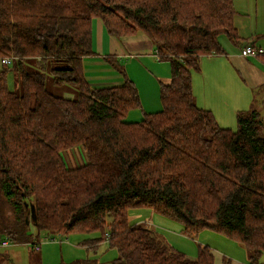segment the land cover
<instances>
[{
  "label": "trees",
  "instance_id": "16d2710c",
  "mask_svg": "<svg viewBox=\"0 0 264 264\" xmlns=\"http://www.w3.org/2000/svg\"><path fill=\"white\" fill-rule=\"evenodd\" d=\"M236 14L234 0H0V62L12 57L0 70V243L99 232L96 242L118 252L113 264H215L209 245L193 258L153 225L131 223V210L149 208L186 236L221 233L247 248V264H264V119L252 108L237 112L236 129L222 127L192 85L203 56L226 52L221 35L240 42ZM96 19L115 38L146 34L170 62L161 110L126 119L142 102L113 55L104 59L124 84L91 85L84 59L96 54ZM47 71L78 98L51 93Z\"/></svg>",
  "mask_w": 264,
  "mask_h": 264
},
{
  "label": "crops",
  "instance_id": "0c3cea01",
  "mask_svg": "<svg viewBox=\"0 0 264 264\" xmlns=\"http://www.w3.org/2000/svg\"><path fill=\"white\" fill-rule=\"evenodd\" d=\"M250 3L249 0L248 8ZM234 4L237 10L236 16H240L237 7L238 0H234ZM97 20L98 22L93 21V47L95 50L96 45L100 46V51L96 52L95 50V55L84 59L85 74L91 85L105 87L124 84L126 78L116 81L118 76L99 73L95 77L91 74L92 70L101 72L108 69L100 67L106 66L105 56L113 55L122 62L124 57L131 58L139 55L147 61L148 70L152 73L153 81L149 79L148 82L154 85V96L143 99L138 84L131 79L127 68L125 69L126 77L135 83L144 112H146V104L152 105V107L159 106L161 104L160 87L162 83H168L171 80V69L167 71V68H163L161 64L151 61L149 58L150 55L156 57L152 40L144 33H139L132 38H115L107 33L103 22L100 19ZM235 23L237 24L236 18ZM262 30L264 29L254 27L251 36L245 41L242 49L247 45L264 49L262 44L256 43V40L259 39L258 32H262ZM242 49L241 51L233 49L223 53L205 55L200 60V69L192 74V85L197 105L212 111L222 127L232 129L236 124L237 112L252 108L259 111L260 107L254 101L253 96L255 88L263 87L261 93L264 95V64L260 59H257L258 57L243 55ZM106 51L108 53L103 54ZM98 79L101 80L97 81ZM32 231L34 234L36 233L34 229ZM99 237L100 233L94 232L68 236L54 235L50 238L41 236L39 239H34V244H31L32 242H10L9 246L12 245L10 250L3 249L9 246H0V264H60L61 262L86 258L95 260L96 264H113V260L117 258V250L110 247L107 241L96 242ZM38 243L40 244L39 250L34 247ZM112 251L115 252L114 255H111L110 252ZM24 254H26V260L21 263L19 256H24Z\"/></svg>",
  "mask_w": 264,
  "mask_h": 264
},
{
  "label": "rangeland",
  "instance_id": "374dc122",
  "mask_svg": "<svg viewBox=\"0 0 264 264\" xmlns=\"http://www.w3.org/2000/svg\"><path fill=\"white\" fill-rule=\"evenodd\" d=\"M249 0H238V9L240 11V16H236V26L238 27L239 32V40L240 42L235 43L230 42L225 34L220 36V42L225 47L226 51H231L235 49L236 51H241L242 47L245 45V41L252 34L251 31L254 30V27H258L259 29H264V0H250V5L248 8ZM98 22V20H95ZM146 35V34H145ZM135 36V35H133ZM133 36H124L122 38H132ZM245 38V39H244ZM258 38L263 40H256V43L262 44L264 46V30L262 32H258ZM150 39V38H149ZM151 40V39H150ZM259 40V42H257ZM238 44V45H236ZM96 52L100 51V46L96 45ZM108 51L103 52V54H107ZM149 57L151 61L158 62L164 68H167V71L171 69L169 61H160L156 57ZM252 56V55H251ZM256 57V56H253ZM144 57H140L136 55L134 57L123 58L122 64L125 69L127 68L128 74L131 79L135 80L140 88V92L143 95V99L147 97L154 96V85L149 83V79H152V73L148 70L147 61L143 59ZM149 59V60H150ZM257 59H260L259 57ZM261 60V59H260ZM132 63V64H131ZM145 63V64H144ZM2 64V63H1ZM0 64V69H1ZM106 66H100L101 68H108L101 72L91 71V74L96 75L101 73L103 75H112L118 76L119 78L116 81L124 80V74L119 71L114 65L110 62H105ZM170 67V68H169ZM33 68V67H32ZM35 69V68H34ZM150 69V68H149ZM45 82L47 89L57 95L63 96L66 98L77 99L79 95V90L77 86L71 84H55L52 80V77L49 71L45 72ZM98 79L97 81H100ZM115 80V78H113ZM112 81V80H107ZM9 87L12 91L20 93L22 91L19 75L16 71L11 70L9 72ZM263 87L255 88L253 91L254 101L259 105V112L263 115L264 119V95H262ZM146 96V97H145ZM161 100V95H160ZM162 101L159 106H148L146 104L145 111L146 112H154L162 109ZM159 107V108H158ZM144 109V107H143ZM144 117V113L142 109H135L127 115L126 119L130 121H141ZM237 121L233 129H236ZM79 150L74 149L68 151L65 154L66 160L69 165H78L81 161V156L78 155ZM82 154V153H81ZM130 221L131 223H149L153 225L158 232L165 236L166 240L170 244H172L177 249L187 253L190 257H197L199 253V245H209L215 257V264H247L249 262L250 256L247 248L226 237L225 235L211 231L205 230L200 232L195 236H186L183 234L182 225L174 221L170 218L163 217L161 215L155 214L153 210L149 208H136L130 211ZM4 250L12 249V245L3 248ZM111 255H114L115 252H110ZM118 257V253H117ZM224 258H229L231 263H227ZM20 262L23 263L26 260V254L24 256H19ZM264 261V255L262 257Z\"/></svg>",
  "mask_w": 264,
  "mask_h": 264
},
{
  "label": "built area",
  "instance_id": "2783aa9c",
  "mask_svg": "<svg viewBox=\"0 0 264 264\" xmlns=\"http://www.w3.org/2000/svg\"><path fill=\"white\" fill-rule=\"evenodd\" d=\"M242 54L243 55H246V56H258V55H261V54H264V49L259 47H255L253 45H247L246 47L243 48L242 50ZM157 56V55H156ZM158 57V56H157ZM12 62V57H5L3 58L2 60V63L4 65H10ZM11 243L9 240H4L0 246H9ZM37 249H39V245L36 246Z\"/></svg>",
  "mask_w": 264,
  "mask_h": 264
},
{
  "label": "water",
  "instance_id": "95a60500",
  "mask_svg": "<svg viewBox=\"0 0 264 264\" xmlns=\"http://www.w3.org/2000/svg\"><path fill=\"white\" fill-rule=\"evenodd\" d=\"M31 214H32V219H36V211L34 205L32 206ZM27 222H29V219H27Z\"/></svg>",
  "mask_w": 264,
  "mask_h": 264
}]
</instances>
